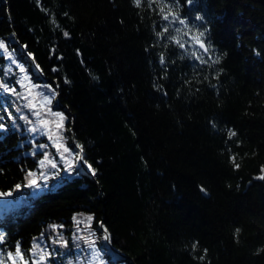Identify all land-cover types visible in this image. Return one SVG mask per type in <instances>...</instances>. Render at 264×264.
I'll list each match as a JSON object with an SVG mask.
<instances>
[{"label": "trees", "instance_id": "16d2710c", "mask_svg": "<svg viewBox=\"0 0 264 264\" xmlns=\"http://www.w3.org/2000/svg\"><path fill=\"white\" fill-rule=\"evenodd\" d=\"M169 6L185 24L131 0H0V84L19 94L0 88L5 264L17 243L26 260L38 243L44 264H73L76 247L97 259L84 238L102 263L264 264V0ZM77 145L95 176L75 167ZM45 153L56 168H40Z\"/></svg>", "mask_w": 264, "mask_h": 264}, {"label": "snow or ice", "instance_id": "6c2138e0", "mask_svg": "<svg viewBox=\"0 0 264 264\" xmlns=\"http://www.w3.org/2000/svg\"><path fill=\"white\" fill-rule=\"evenodd\" d=\"M37 3L39 4V0H37ZM131 3L136 8H141L142 6H144L145 3H147L148 7H152V5H155L156 9L158 10L159 15L162 18V20L178 22L181 25L185 24V20L179 18L178 15L169 6L170 5V0H131ZM196 19L200 20V19H202V17L197 16ZM53 23H55V21H53ZM166 32H168L167 25H165L164 28L160 32L157 33V35L162 37L164 35V33H166ZM64 35H65V37H67L69 34L67 32H65ZM185 35H187V33H185ZM203 35H204V33L200 32L198 36H193V37H191V39H193L199 45V47L201 49H203V51L205 53H208L209 49L205 46L204 42L200 39V37H202ZM176 43L181 48L185 47V45L180 43L179 40H176ZM0 49H2L5 52H7V46L2 41H0ZM160 62H161V64L164 63L163 56H161V61ZM206 62L207 61H205L203 59L201 60V63H206ZM214 62L218 63V60H216ZM13 63H15V61H13ZM53 70L55 71V69H53ZM20 71L23 72L24 69L21 67ZM65 83H68V81L65 80ZM0 88H3L4 91L9 92L10 94L19 95L16 92L15 88H9V87H7L4 84H0ZM29 92H31V90H29ZM21 98L25 99V100L28 99V97H26V96H22ZM50 103H51V98H49L47 95H45L44 98H43L41 106L43 107L44 105H47V104H50ZM26 106L34 107L31 104V101H29V104L26 105ZM34 114L38 118L41 126H44L46 123H48V121L40 119L41 113L39 111H35ZM52 115L59 117V119L61 121H63L65 119V117L62 114H60V113H52ZM0 119H3V117H0ZM21 119H24V117H21ZM4 127L5 126L3 124H0V130L4 129ZM38 130L39 129H37L36 127H33L31 129H29V131H31V132H36ZM235 135H236V133L234 131L229 130V133H228L229 139H231ZM49 139L51 140L52 137L49 136ZM58 140L61 141V142L60 143L54 142V143H56L57 152L60 153L61 160H64L65 159L64 154L68 153L69 155H72V152H71V150L69 148L63 146V143H62L63 137L62 136L58 137ZM39 147L40 148H44L46 146L45 145H39ZM77 147L80 148V150H81V154H79L77 156V159L80 160V161H84V157L82 155L83 148L80 145H77ZM230 159H231L232 163L234 164V166L236 168H239V164L235 163V156H232ZM84 162L86 163V161H84ZM39 165H40L41 169H43V168H45L47 166H51L52 168H56L57 167L56 163L49 159L47 153L44 154V159L40 160ZM68 166L72 167L71 163H69ZM87 167H88V170L92 173V175L95 176L96 175V170L92 167V165L88 164ZM35 175H36V173H33V172H28L27 173V175L25 177V179L27 181V183L24 185L25 187H30V188H36L37 187L36 181L34 179H32ZM40 175L43 176L44 173L41 172ZM255 178L256 179H260V180H264V166L261 167V174L256 176ZM15 188H16V190H19L21 188V185L17 184L15 186ZM201 191L204 192L205 189L201 188ZM11 195H12L11 192L0 193V196H11ZM73 219L76 220V217H73ZM86 219H87V221L90 222V221H92L93 217L92 216H88ZM79 223H80V221L77 220V224H79ZM51 227H53V229L55 230V228L57 226H51ZM100 228H102L103 231H104L103 239L105 241H108L109 240L108 230L106 228H104L103 223L100 224ZM88 229H89V231L91 233L92 229H91V225L90 224L88 225ZM239 231H240L239 229H236V233L237 234L239 233ZM92 234L94 235V233H92ZM84 239H85V242L89 245V247L93 248L94 254L98 256L99 253L96 252L95 249H94L95 241L91 240V239H88V238H84ZM3 241H4V237L2 235H0V243H3ZM63 246L66 247L67 246L66 243H64ZM195 247H196V245L193 244V249H195ZM206 252H207V250L205 249V253ZM37 255L39 256L38 260H26L25 259V253H23L21 251L20 244L17 243L16 248H15V252L14 253L11 252V251L8 252L7 253V258H8L9 261H11V264H18V261H19V264H44V261L47 258V256L49 255V253H47L46 251L41 249L38 243H34L33 246H32V250H31V256H37ZM200 259H203V257H200ZM0 264H5V262L3 260H0Z\"/></svg>", "mask_w": 264, "mask_h": 264}, {"label": "rangeland", "instance_id": "374dc122", "mask_svg": "<svg viewBox=\"0 0 264 264\" xmlns=\"http://www.w3.org/2000/svg\"><path fill=\"white\" fill-rule=\"evenodd\" d=\"M37 123H38V125L40 124L39 121ZM51 137H52L51 141H53L52 144H54V146H56V143H60L61 142V141L58 140V137L59 136H56L55 135L54 137L53 136H51ZM54 142H56V143H54ZM49 159H50V157H49ZM65 160H68V157H66ZM77 166H79L78 159L75 162V167L77 168ZM53 175L54 174H52V173H48L43 178H45V179L51 178ZM30 189L34 190V188H30ZM79 221H80V223L77 224V226H75V231L78 232V233L79 232H85L86 231V228H84L85 220L84 219H81ZM84 252L82 251L81 248L76 247L74 253L79 258H78V260L76 259L73 264H77L79 262L80 263L81 262L82 263L84 262V264H92V261L91 260H94L95 261V264H122V262H119V261H114V262H111V263H107V262L106 263H104V262L102 263V258L99 255L97 256L98 257L97 259H94L93 255H91L89 251H88V253H86V252L84 253Z\"/></svg>", "mask_w": 264, "mask_h": 264}, {"label": "water", "instance_id": "95a60500", "mask_svg": "<svg viewBox=\"0 0 264 264\" xmlns=\"http://www.w3.org/2000/svg\"><path fill=\"white\" fill-rule=\"evenodd\" d=\"M197 46L199 47L198 44H197ZM22 48H24V46H22ZM199 48H200V47H199ZM200 49H201V48H200ZM201 51L204 52L203 49H201ZM78 164H79V166H77V168L82 169L84 172H86V173H88V174H90V175L92 176V173L88 170V167H87V165L85 164L84 161H80V160H78ZM108 247H109L113 252L118 253L117 250H116L114 247H112L111 245H108Z\"/></svg>", "mask_w": 264, "mask_h": 264}]
</instances>
